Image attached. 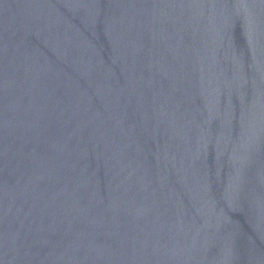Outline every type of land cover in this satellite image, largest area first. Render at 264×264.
I'll use <instances>...</instances> for the list:
<instances>
[{
    "label": "water",
    "instance_id": "obj_1",
    "mask_svg": "<svg viewBox=\"0 0 264 264\" xmlns=\"http://www.w3.org/2000/svg\"><path fill=\"white\" fill-rule=\"evenodd\" d=\"M0 264H264V0H0Z\"/></svg>",
    "mask_w": 264,
    "mask_h": 264
}]
</instances>
